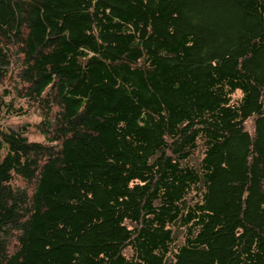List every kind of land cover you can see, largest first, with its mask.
<instances>
[{
    "label": "trees",
    "instance_id": "trees-1",
    "mask_svg": "<svg viewBox=\"0 0 264 264\" xmlns=\"http://www.w3.org/2000/svg\"><path fill=\"white\" fill-rule=\"evenodd\" d=\"M0 85V264H264V0H0Z\"/></svg>",
    "mask_w": 264,
    "mask_h": 264
},
{
    "label": "rangeland",
    "instance_id": "rangeland-1",
    "mask_svg": "<svg viewBox=\"0 0 264 264\" xmlns=\"http://www.w3.org/2000/svg\"><path fill=\"white\" fill-rule=\"evenodd\" d=\"M12 118H14V116ZM39 118L40 117H39L38 114L31 113V114H28V115H24L23 117L22 116L15 117V122H33V121L38 120ZM30 136L31 137H35V138H41L42 137V135L40 133H38L37 131H31L30 132Z\"/></svg>",
    "mask_w": 264,
    "mask_h": 264
}]
</instances>
